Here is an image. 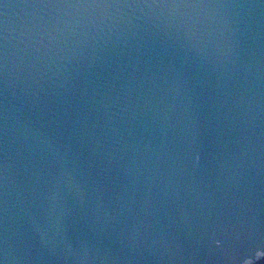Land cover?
<instances>
[{
  "label": "water",
  "instance_id": "95a60500",
  "mask_svg": "<svg viewBox=\"0 0 264 264\" xmlns=\"http://www.w3.org/2000/svg\"><path fill=\"white\" fill-rule=\"evenodd\" d=\"M0 264H264V0H0Z\"/></svg>",
  "mask_w": 264,
  "mask_h": 264
}]
</instances>
